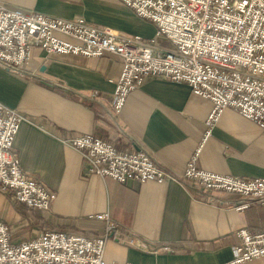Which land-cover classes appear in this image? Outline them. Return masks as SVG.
Segmentation results:
<instances>
[{
	"label": "crops",
	"instance_id": "1",
	"mask_svg": "<svg viewBox=\"0 0 264 264\" xmlns=\"http://www.w3.org/2000/svg\"><path fill=\"white\" fill-rule=\"evenodd\" d=\"M0 4L81 16L144 40L155 32L153 23L118 0H0ZM28 70L34 74L22 77L0 67V103L26 118L13 141L20 168L56 196L48 210L32 215L11 191H2L0 221L13 236L27 229L25 222L33 225L34 236L52 229L95 236L104 222L90 217L108 212L118 239L106 241L107 263L225 264L238 243L237 229L264 230V206L237 210L230 205L241 203L239 195L203 191L179 179L198 147L196 165L201 169L264 178V131L254 122L226 108L201 143L210 101L194 95L185 83L150 77L128 94L112 118L109 109L120 59L111 53L46 55L34 47ZM77 135L110 140L119 149L139 143L178 181L119 183L111 177L85 175L80 153L65 142ZM131 235L147 249L132 244ZM19 240L22 237L13 239ZM240 264H264V257Z\"/></svg>",
	"mask_w": 264,
	"mask_h": 264
},
{
	"label": "built area",
	"instance_id": "2",
	"mask_svg": "<svg viewBox=\"0 0 264 264\" xmlns=\"http://www.w3.org/2000/svg\"><path fill=\"white\" fill-rule=\"evenodd\" d=\"M118 1L153 23L154 36L144 40L81 16L62 17L0 4V67L22 77L33 75L28 64L34 47L46 55L100 57L111 53L120 59L109 109L112 118L120 113L128 94L150 77L185 83L194 95L210 101L208 128L201 143L226 108L264 131V0ZM156 36L169 40L173 48L157 45ZM25 119L0 103V193L11 191L28 212L46 211L55 193L24 173L13 152L15 135ZM65 142L80 153L85 175L111 177L119 183L178 181L139 143L119 149L112 141L92 135H77ZM198 151L199 147L179 179L203 191L239 195L241 203L230 205L237 210L264 206V178L201 169L196 165ZM90 218L104 222L98 235L52 229L19 241H13L9 226L0 221V264H114L103 259L106 241L118 239L114 222L108 212ZM235 235L238 243L231 247L232 258L225 264L264 257V230L252 233L239 228ZM130 242L147 249L134 235ZM161 249L170 250L168 246Z\"/></svg>",
	"mask_w": 264,
	"mask_h": 264
},
{
	"label": "rangeland",
	"instance_id": "3",
	"mask_svg": "<svg viewBox=\"0 0 264 264\" xmlns=\"http://www.w3.org/2000/svg\"><path fill=\"white\" fill-rule=\"evenodd\" d=\"M94 24H96V23H94ZM155 43L157 45L163 47V48H167V49H172L173 48V45L170 43V41L167 40L166 38H164L163 36H156L155 37ZM29 213L34 215L35 213H37V211H33V212H29ZM24 224H25L24 226H26L27 229H25V231L22 232L21 234H15L14 236L12 235L13 239H17V238H20V237H22V239H24V238H27V237L34 236V234L37 233L36 230L33 229L34 228L33 225H29L26 222Z\"/></svg>",
	"mask_w": 264,
	"mask_h": 264
}]
</instances>
